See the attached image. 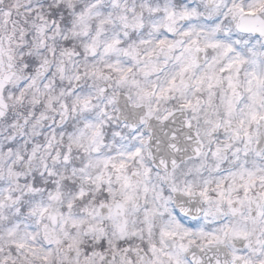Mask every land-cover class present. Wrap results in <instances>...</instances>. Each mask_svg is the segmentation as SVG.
<instances>
[{
    "label": "snow or ice",
    "instance_id": "obj_1",
    "mask_svg": "<svg viewBox=\"0 0 264 264\" xmlns=\"http://www.w3.org/2000/svg\"><path fill=\"white\" fill-rule=\"evenodd\" d=\"M0 264H264V0H0Z\"/></svg>",
    "mask_w": 264,
    "mask_h": 264
}]
</instances>
